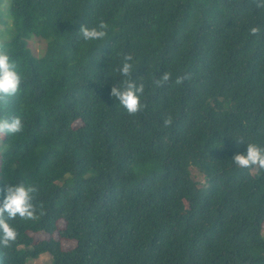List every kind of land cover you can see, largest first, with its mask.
<instances>
[{"label":"trees","instance_id":"16d2710c","mask_svg":"<svg viewBox=\"0 0 264 264\" xmlns=\"http://www.w3.org/2000/svg\"><path fill=\"white\" fill-rule=\"evenodd\" d=\"M256 3L0 0V51L23 74L0 118L24 123L0 135V198L13 181L39 189L38 215L12 222L18 238L0 246V264H264V170L232 163L243 141L264 146ZM100 20L107 39L83 42L81 24ZM118 53L145 84L131 115L110 94Z\"/></svg>","mask_w":264,"mask_h":264},{"label":"clouds","instance_id":"9594fccd","mask_svg":"<svg viewBox=\"0 0 264 264\" xmlns=\"http://www.w3.org/2000/svg\"><path fill=\"white\" fill-rule=\"evenodd\" d=\"M258 9L264 8V0H257L255 5ZM80 39L85 43L105 41L109 36V25L100 20L89 26L81 24L77 31ZM252 35L258 32L257 27L250 29ZM118 65L113 69L114 80H118L111 88V95L118 101L120 107L128 114H135L142 110L145 105L143 97L145 84L139 81L134 73L137 70L133 56L129 53H118ZM170 78L167 70L160 73L159 78L154 80L156 87L162 86ZM23 74L17 62L7 50L0 51V98L15 96L22 83ZM180 80H177L179 83ZM164 125L171 123L170 118L163 121ZM24 123L19 115L0 118V135L12 136L23 130ZM243 141V140H238ZM244 153L234 154L232 163L241 169L259 168L264 170V146L255 142H245ZM39 189L31 182H12L5 186L3 196L0 198V246L8 247L18 238V231L12 223L18 218L21 221H31L38 215L36 199ZM39 214H43L42 206H39Z\"/></svg>","mask_w":264,"mask_h":264},{"label":"rangeland","instance_id":"374dc122","mask_svg":"<svg viewBox=\"0 0 264 264\" xmlns=\"http://www.w3.org/2000/svg\"><path fill=\"white\" fill-rule=\"evenodd\" d=\"M30 45L36 55H39L45 48V43L37 38H32L30 41ZM253 171L255 172V169ZM198 177L199 179H201V176ZM33 236L35 237V239L38 240H42L47 237L43 232L34 234ZM61 242L63 243V248L65 250L71 249L76 244L75 241H69V240H62ZM49 260H50V255L42 254L38 259L30 260V262L31 264H45V262L46 261L49 262Z\"/></svg>","mask_w":264,"mask_h":264}]
</instances>
